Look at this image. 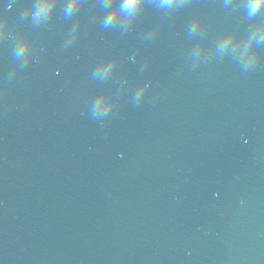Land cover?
<instances>
[{
  "label": "water",
  "instance_id": "water-1",
  "mask_svg": "<svg viewBox=\"0 0 264 264\" xmlns=\"http://www.w3.org/2000/svg\"><path fill=\"white\" fill-rule=\"evenodd\" d=\"M37 2L0 0V264H264V56L218 50L256 18L151 0L130 30L106 29L97 0L72 17L57 0L47 19Z\"/></svg>",
  "mask_w": 264,
  "mask_h": 264
},
{
  "label": "clouds",
  "instance_id": "clouds-1",
  "mask_svg": "<svg viewBox=\"0 0 264 264\" xmlns=\"http://www.w3.org/2000/svg\"><path fill=\"white\" fill-rule=\"evenodd\" d=\"M85 0H65L63 12L65 17L74 16L79 9L83 7ZM184 3V0H155L152 4L157 11L165 15L175 13ZM99 11L101 13L100 25L106 29H131L137 19L141 16L144 9L151 4V0H97ZM225 7H235L243 10L248 18H256L251 27L250 35L247 38L239 36L237 30L232 29L221 32L218 39V50L223 51L231 45L240 51L241 57L246 59L247 64H254L264 56V50L254 48L253 42L257 38L264 39V16H258V13L264 12V0H224ZM57 7V0H38L37 3H29L28 10H32L34 19H47L52 16ZM202 25V17L196 16L191 20L192 29ZM7 31V20L0 24V34ZM157 31L156 27L149 30V35ZM71 40H75L80 35V20L77 19L68 33ZM32 40L29 37L22 36L19 42L20 54L29 49ZM206 45L204 41L196 45L195 50L204 52ZM120 57L111 56L99 61L95 66L98 75H107L115 70L119 64ZM150 86V81L145 80L139 83L137 87V96L144 95ZM114 101L110 99L107 91L101 92L97 101V107L111 108Z\"/></svg>",
  "mask_w": 264,
  "mask_h": 264
}]
</instances>
